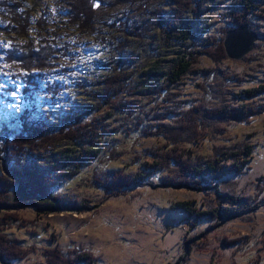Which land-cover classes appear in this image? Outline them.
<instances>
[{
	"label": "rangeland",
	"instance_id": "374dc122",
	"mask_svg": "<svg viewBox=\"0 0 264 264\" xmlns=\"http://www.w3.org/2000/svg\"><path fill=\"white\" fill-rule=\"evenodd\" d=\"M69 1L0 0V48L70 41L83 65L109 57L100 44L109 37H127L126 50L157 55L164 39L159 27L178 16L193 17L206 32L185 47L190 67L178 82L160 81L143 93L129 86L99 115H112L101 155L52 191L76 209L0 213V264H264V93L245 95L264 86V0L249 11L239 8L240 0H88L94 32L84 35L57 14ZM14 4L22 20L30 12L31 23L42 17L45 28L32 24L29 38L4 32ZM240 24L258 39L238 61L227 57L223 40ZM179 49L161 52L164 71ZM141 69L128 72L136 80ZM15 71L0 67V128L10 131L9 106L18 103L6 93ZM177 202L218 216L195 220L172 210Z\"/></svg>",
	"mask_w": 264,
	"mask_h": 264
},
{
	"label": "trees",
	"instance_id": "16d2710c",
	"mask_svg": "<svg viewBox=\"0 0 264 264\" xmlns=\"http://www.w3.org/2000/svg\"><path fill=\"white\" fill-rule=\"evenodd\" d=\"M256 2L259 0H240L238 6L249 11ZM14 6L12 25L9 24L4 32L29 38L32 24L38 30L45 28L44 18L31 23L30 12H24L25 20H22L17 14L20 5ZM93 6L88 0H70L66 8L57 10V14L65 20L66 28L71 26L78 34H89L94 32ZM190 13L195 17L193 10ZM178 17L177 22L159 27L164 39L157 55L150 48L141 52L128 46L126 50L124 40L127 37L102 38L100 44L109 57L103 60L94 57L83 65L76 57L83 53H76L70 41L61 46L44 38L39 44L29 40L11 44L8 50L0 48V67L8 65L16 69L9 92L16 91L18 103L13 108L12 131L7 127L0 128V213L27 206L39 214L77 208L52 191L101 155L104 143L111 135L107 124L112 115H99L107 106L116 104L129 86H134L137 93L140 87L143 93L156 88L160 81L174 84L188 72L190 53L185 47L187 49L189 42L204 35L206 29L198 30L193 17L186 21ZM173 47L184 50L174 51L178 58L164 71L161 52H169ZM129 66L133 69L141 66V78L135 80L134 74L128 72ZM263 93L264 86H261L246 91L245 95L253 98ZM75 96H80L82 101L76 100ZM123 107L119 108L121 112ZM55 143L65 145L53 147ZM172 210L181 211L195 220L218 216L217 211L197 212L189 208L187 202L175 203ZM3 219L0 215V220ZM3 254L8 261L12 260V253ZM86 258L84 256L82 260Z\"/></svg>",
	"mask_w": 264,
	"mask_h": 264
},
{
	"label": "water",
	"instance_id": "95a60500",
	"mask_svg": "<svg viewBox=\"0 0 264 264\" xmlns=\"http://www.w3.org/2000/svg\"><path fill=\"white\" fill-rule=\"evenodd\" d=\"M258 39L256 33L247 24H240L228 30L223 40L224 50L229 59L241 60L254 49V42Z\"/></svg>",
	"mask_w": 264,
	"mask_h": 264
},
{
	"label": "snow or ice",
	"instance_id": "6c2138e0",
	"mask_svg": "<svg viewBox=\"0 0 264 264\" xmlns=\"http://www.w3.org/2000/svg\"><path fill=\"white\" fill-rule=\"evenodd\" d=\"M4 88L3 84H0V90H2ZM6 95H11V96H15L16 95V91H12L11 93H6ZM11 108H16V104H13L11 106H9ZM9 115H11V113H9ZM11 126V125H10Z\"/></svg>",
	"mask_w": 264,
	"mask_h": 264
}]
</instances>
